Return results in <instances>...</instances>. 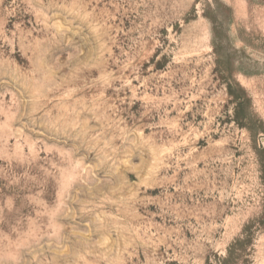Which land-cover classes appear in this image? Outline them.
<instances>
[{"label": "rangeland", "instance_id": "rangeland-1", "mask_svg": "<svg viewBox=\"0 0 264 264\" xmlns=\"http://www.w3.org/2000/svg\"><path fill=\"white\" fill-rule=\"evenodd\" d=\"M0 264H264V0H0Z\"/></svg>", "mask_w": 264, "mask_h": 264}]
</instances>
